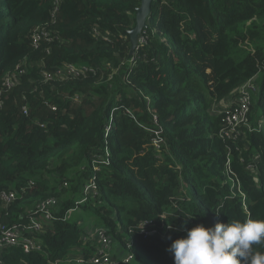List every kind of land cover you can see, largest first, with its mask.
<instances>
[{
  "label": "trees",
  "instance_id": "trees-1",
  "mask_svg": "<svg viewBox=\"0 0 264 264\" xmlns=\"http://www.w3.org/2000/svg\"><path fill=\"white\" fill-rule=\"evenodd\" d=\"M140 4L0 0V192L17 194L8 206L0 199V230L25 222L41 201H59L57 220L35 234L43 250L11 246L0 251V264H48L77 248L90 256L97 243L89 235L85 242L91 213L116 249L135 241L131 264H174L168 249L186 235L183 215H195L187 228L264 218V0H153L130 55ZM37 29L58 38L34 47ZM65 64L93 71L43 77ZM256 74L251 128L221 136L219 110ZM105 149L99 198L79 205L87 214L79 221L69 210ZM142 220L158 231L138 234Z\"/></svg>",
  "mask_w": 264,
  "mask_h": 264
},
{
  "label": "built area",
  "instance_id": "built-area-1",
  "mask_svg": "<svg viewBox=\"0 0 264 264\" xmlns=\"http://www.w3.org/2000/svg\"><path fill=\"white\" fill-rule=\"evenodd\" d=\"M58 36H52L45 29H37L32 33V44L34 47L41 45L44 40L51 41L57 39ZM130 62H135V57L130 59ZM21 74L24 72L20 66L17 67ZM88 71H93L87 66H76L73 64H65L63 67L56 70H44L42 72L43 77L46 80L53 78H75L85 74ZM11 78L9 77L5 81L7 87L11 86ZM258 92V85L256 80L246 81L237 91L236 97L229 99L231 101L225 108L220 109L219 112L223 115L222 128L220 135L226 138H236L242 133V127H250L251 124V108L253 94ZM147 101L149 98L146 96ZM3 105L2 91L0 90V109ZM56 110V106L52 107ZM155 122L157 117L154 116ZM110 126H106L105 135L107 136ZM155 137L153 138V144L156 149H159L162 145V137L157 130H154ZM109 151L105 149L103 154L96 153L93 157V176L85 183L82 196L75 202V208L69 210V212L77 210L80 204L96 200L99 198V184L97 172L100 169V164L109 163ZM32 183V182H31ZM17 198V194L12 190H2L0 192L1 201L8 206ZM59 205V201L56 199H46L39 202L36 207L28 214L25 222H20L12 225H2L0 230V251L11 247L21 246L25 253L33 251H42V244L36 239L35 234L41 232L48 224L57 220L56 212ZM166 214L163 215V218ZM138 234L143 237H149L154 235L158 231V227L150 220H142L136 226ZM169 228V226H167ZM134 232V230H131ZM96 251L89 255L68 256L66 260H54L49 261L48 264H131L135 258L134 253L135 241L133 239L126 240L125 243L128 249L120 250L114 249V241L107 235L106 229L96 230Z\"/></svg>",
  "mask_w": 264,
  "mask_h": 264
},
{
  "label": "clouds",
  "instance_id": "clouds-1",
  "mask_svg": "<svg viewBox=\"0 0 264 264\" xmlns=\"http://www.w3.org/2000/svg\"><path fill=\"white\" fill-rule=\"evenodd\" d=\"M183 216L181 227L186 235L175 239L168 249L174 264H264V251L254 249L264 245V218H231L227 223L187 228L188 219L195 215Z\"/></svg>",
  "mask_w": 264,
  "mask_h": 264
},
{
  "label": "water",
  "instance_id": "water-1",
  "mask_svg": "<svg viewBox=\"0 0 264 264\" xmlns=\"http://www.w3.org/2000/svg\"><path fill=\"white\" fill-rule=\"evenodd\" d=\"M153 0H141L140 6L136 9V23L134 28L129 30L131 40L130 55L136 52L139 45V36L147 27V19L151 13Z\"/></svg>",
  "mask_w": 264,
  "mask_h": 264
},
{
  "label": "rangeland",
  "instance_id": "rangeland-1",
  "mask_svg": "<svg viewBox=\"0 0 264 264\" xmlns=\"http://www.w3.org/2000/svg\"><path fill=\"white\" fill-rule=\"evenodd\" d=\"M259 75V74H258ZM257 74L256 75H254L253 77H251L249 80H257L258 79V76ZM70 215H72V217H77L78 219H80L79 221H83V220H85V218H86V215L87 214H85L82 210H80V209H77V210H75V211H73V212H71L70 213ZM90 215V217H91V219H92V222H91V224L89 225V229H91L92 231L95 229V230H97L98 229V226L97 227H94V224H96V221H97V217L94 215V214H89ZM164 215V214H163ZM162 215V216H163ZM79 216V217H78ZM95 233H96V231H95ZM114 248H116V246L114 245Z\"/></svg>",
  "mask_w": 264,
  "mask_h": 264
},
{
  "label": "crops",
  "instance_id": "crops-1",
  "mask_svg": "<svg viewBox=\"0 0 264 264\" xmlns=\"http://www.w3.org/2000/svg\"><path fill=\"white\" fill-rule=\"evenodd\" d=\"M256 83H257V80H256ZM257 85H258V83H257ZM258 90H259V85H258ZM230 100H231V98H230ZM231 101H227V103H230ZM90 223L92 222V219H90V221H89ZM90 225V224H89ZM89 225H87V227H86V233L87 234H85L84 235V237L86 236V235H89V237L90 238H92V239H95L96 238V236H95V229L92 231L91 229H89L88 227H89ZM99 228V227H98ZM88 240H87V237H85V242H87ZM115 249V248H114ZM83 254H85L84 252H82V249L80 250L79 248H77V249H73L72 250V253L69 255V257L70 256H79V255H83Z\"/></svg>",
  "mask_w": 264,
  "mask_h": 264
}]
</instances>
